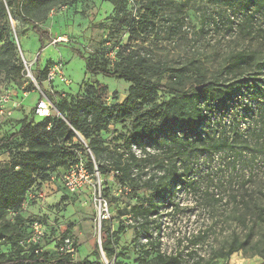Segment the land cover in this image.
Segmentation results:
<instances>
[{
    "label": "trees",
    "instance_id": "trees-1",
    "mask_svg": "<svg viewBox=\"0 0 264 264\" xmlns=\"http://www.w3.org/2000/svg\"><path fill=\"white\" fill-rule=\"evenodd\" d=\"M112 2L115 14L110 27L128 34V41L136 43L159 36L165 27L171 37L180 34L183 19L177 10L188 9L195 0H148L131 9L125 0ZM214 2L216 9L203 15L202 30L224 28L230 34L227 51L217 55L210 68L200 64L199 55L186 63L162 68L127 43L116 51L120 61L111 70L78 50L89 73L131 84L124 102L108 106L90 85L84 98L61 99L56 107L60 115L50 114L37 123L21 121L17 132L0 141L7 146L20 139V143L7 149L10 160L0 169V245L15 247L11 256L0 252V264H77L72 254L62 251L59 258L49 261L47 251L40 247L41 239L37 243L30 241L33 224L45 223L25 219L20 210L37 179L51 182L52 173L61 179V171L80 159L94 176L96 172L103 178L112 175L127 190L126 198L135 200L126 205L128 217L113 233V221H102L106 235L101 247L109 260L117 258L114 245L119 235L132 229V242L140 249V264H185L176 253L161 248L164 234L160 210L172 206L177 211L179 203H174V194L178 189L206 202H218V190L210 187L215 177L231 189L229 196L233 200L241 197L243 209L264 214V206L256 196L257 192L264 196V189H255L257 180L264 179V172L256 167L258 159L264 162V0ZM20 7V1H16L17 15L32 25L41 43L33 74L43 89L49 67L41 68L40 57L46 42L52 41L51 34L26 17ZM0 9L5 10L2 0ZM9 46L14 49V42L10 41ZM193 73L206 80L186 89L184 84ZM163 74L169 75L170 84L153 79ZM202 84L205 86L197 90ZM160 93L171 97L159 100ZM126 121L130 129L118 136L122 143L104 145L102 132L113 123ZM77 133L88 141L87 146L74 142ZM145 190L151 194L142 199L140 193ZM101 196L109 207L119 200L108 187ZM10 213H15L13 222L7 220ZM45 229L43 237L49 236ZM99 250L97 245V255ZM238 250L234 240L226 251L220 249L215 255L229 257Z\"/></svg>",
    "mask_w": 264,
    "mask_h": 264
},
{
    "label": "rangeland",
    "instance_id": "rangeland-1",
    "mask_svg": "<svg viewBox=\"0 0 264 264\" xmlns=\"http://www.w3.org/2000/svg\"><path fill=\"white\" fill-rule=\"evenodd\" d=\"M2 1L5 10L0 9V141L17 132L21 121L37 123L41 120L35 110L42 91L49 95L55 107L61 99L75 101L86 97V89L90 85L106 105H120L124 102L131 84L103 74L89 73L78 50L96 64H107L111 70L116 67L115 62L120 61L115 57L116 51L127 46V43L134 45L162 68L186 63L198 55L201 57L200 64L210 68L213 59L227 51L229 32L224 28L207 27L202 30L203 15L216 9L214 0H195L188 9L181 7V10H177L183 19L180 34L171 37L165 27L159 36L136 43L128 41V34H121L110 27L115 14L112 0ZM16 1H20V10L26 17L51 34L52 41H47L41 52V68L51 67L56 61H61L65 67L66 82L45 79L41 89L29 76L28 70L34 77L41 43L33 32L32 25L17 15ZM125 1L128 9H131L148 0ZM185 9L186 12L183 13ZM10 41L14 42V49L9 46ZM193 66L192 69H196ZM190 75L184 84L186 89L199 84V80H206L196 73ZM153 79L162 84H170L168 74L155 75ZM170 97L168 94H159V100H168ZM50 113L54 116L56 112L51 109ZM129 129V121L111 124L101 134L104 145H120L122 139H118V136L127 133ZM74 142L88 145V141L80 133H77ZM18 143L19 138L7 146L0 143V169L10 160L7 149ZM78 152L85 156L83 151ZM260 160L256 161V167L262 173L264 162ZM51 178V182L37 179L20 210L25 219H38L45 223L49 236L41 238L40 247L47 251L49 261L61 256V250L57 246L64 238L71 237L75 243L72 254L74 263L88 261L90 264H107L108 261L110 264H140V249L132 242V229L119 235L120 240L114 245L116 259L106 260L101 252L99 255L95 252L99 241L101 240L102 245L106 235L102 231V221H113L112 226L107 224L113 233L119 222L128 217L126 205L135 202L126 198L127 190L124 191L112 175L103 178L96 172L91 184L77 193H70L55 173H52ZM106 187L111 195L119 199L112 207L101 196ZM210 187L218 190V202H206L192 194H183L178 189L174 194V203H179L177 211L172 206L160 210L159 218L164 234L162 250L176 253L185 264L196 261L203 264H262L264 214L243 209L241 197L237 201L233 200L229 196L231 189L218 183L217 177ZM255 189H264V179L257 180ZM150 194L149 190H145L140 193V197L143 199ZM256 196L260 205L264 206V196L259 192ZM100 197L102 201H99ZM14 216L15 213H10L7 220L13 222ZM234 240L240 250L229 257L215 255V251L220 249L226 251ZM25 247L27 248V244ZM0 252L5 257L11 256L15 247L0 245Z\"/></svg>",
    "mask_w": 264,
    "mask_h": 264
},
{
    "label": "built area",
    "instance_id": "built-area-1",
    "mask_svg": "<svg viewBox=\"0 0 264 264\" xmlns=\"http://www.w3.org/2000/svg\"><path fill=\"white\" fill-rule=\"evenodd\" d=\"M28 73L31 77L32 73L29 70ZM46 79L47 81L66 82L67 76L65 74L64 64L61 61H56L54 65L49 67ZM36 84L38 85V83ZM41 95L42 96L40 97L39 102L36 106V115L40 118L49 116L51 114V109L55 110V112L60 115L49 95L44 91H42ZM60 176L65 188L70 193H77L85 187L89 186L93 178V174L89 171L83 159H80L70 168L62 170ZM42 195L43 194H40V196ZM99 201H102L101 197L99 198ZM45 232V226L42 223L36 221L33 224V231L30 237V241L37 243L45 235ZM74 245V241L70 237H68L64 239L63 243L60 245V250L62 252L73 254Z\"/></svg>",
    "mask_w": 264,
    "mask_h": 264
},
{
    "label": "water",
    "instance_id": "water-1",
    "mask_svg": "<svg viewBox=\"0 0 264 264\" xmlns=\"http://www.w3.org/2000/svg\"><path fill=\"white\" fill-rule=\"evenodd\" d=\"M23 58H24V57H23ZM31 77H32L33 81L35 82V84L38 83V82L36 81L35 77H33V75H31ZM204 86H205V84H202V85L197 86V90L202 89ZM98 245H99V247H100L101 254H102L103 257L106 259L105 253L103 252L102 247H101V240L99 241ZM106 260H107V259H106ZM106 263H107V264H110V263H108V261H107Z\"/></svg>",
    "mask_w": 264,
    "mask_h": 264
}]
</instances>
